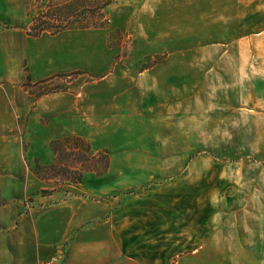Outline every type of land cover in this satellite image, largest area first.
I'll return each mask as SVG.
<instances>
[{"label":"rangeland","instance_id":"374dc122","mask_svg":"<svg viewBox=\"0 0 264 264\" xmlns=\"http://www.w3.org/2000/svg\"><path fill=\"white\" fill-rule=\"evenodd\" d=\"M86 3L0 0V116L23 144L24 210L91 209L50 253L264 264V0H112L83 28ZM45 23L61 31L35 36ZM68 135L107 150L109 171L39 177Z\"/></svg>","mask_w":264,"mask_h":264},{"label":"crops","instance_id":"0c3cea01","mask_svg":"<svg viewBox=\"0 0 264 264\" xmlns=\"http://www.w3.org/2000/svg\"><path fill=\"white\" fill-rule=\"evenodd\" d=\"M2 125L0 116V264H40L52 254H61V250L50 251L70 238L72 231L83 221L84 211H87L86 215L91 214V209L81 208L80 203H84L81 201L75 205L58 203L43 210H35L33 206L24 210L27 203L23 184L20 181L18 186L17 177L22 170H16L17 165L22 167L24 161L23 144L18 145L14 136L8 138V128ZM54 159L53 152V156L49 154L45 158V164ZM42 181L43 186L49 185L47 181ZM76 257L75 253L70 254L63 264H72Z\"/></svg>","mask_w":264,"mask_h":264},{"label":"trees","instance_id":"16d2710c","mask_svg":"<svg viewBox=\"0 0 264 264\" xmlns=\"http://www.w3.org/2000/svg\"><path fill=\"white\" fill-rule=\"evenodd\" d=\"M111 2L112 0H87L85 4L87 20H85L81 27L86 28L93 25L89 11L91 8L96 7L101 10L102 7ZM94 26L97 27L98 25L94 24ZM72 27L74 25H69L67 28ZM45 31H50V34H56L61 30L50 23H45L38 26V30L34 35H41ZM50 146L55 154V160L50 164L37 165L36 173L42 179L72 185L80 183L87 171H93L98 175H102L109 169L110 156L107 150L101 149L92 152L89 141L81 135H68L63 138L53 139L50 142Z\"/></svg>","mask_w":264,"mask_h":264},{"label":"built area","instance_id":"2783aa9c","mask_svg":"<svg viewBox=\"0 0 264 264\" xmlns=\"http://www.w3.org/2000/svg\"><path fill=\"white\" fill-rule=\"evenodd\" d=\"M61 257L59 254L55 253L43 260L40 264H60Z\"/></svg>","mask_w":264,"mask_h":264}]
</instances>
